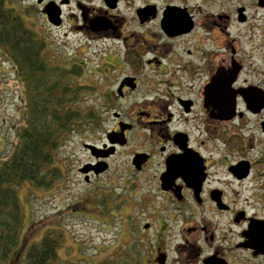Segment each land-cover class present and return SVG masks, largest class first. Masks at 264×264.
Instances as JSON below:
<instances>
[{
  "label": "flooded vegetation",
  "instance_id": "1",
  "mask_svg": "<svg viewBox=\"0 0 264 264\" xmlns=\"http://www.w3.org/2000/svg\"><path fill=\"white\" fill-rule=\"evenodd\" d=\"M29 1L99 43L68 63L99 116L78 170L112 173L118 237L149 264H264V0Z\"/></svg>",
  "mask_w": 264,
  "mask_h": 264
},
{
  "label": "trees",
  "instance_id": "2",
  "mask_svg": "<svg viewBox=\"0 0 264 264\" xmlns=\"http://www.w3.org/2000/svg\"><path fill=\"white\" fill-rule=\"evenodd\" d=\"M8 1L0 0V55L23 86L24 104L23 123L15 128V143L0 161V264L15 261L12 254L20 240L24 217L18 186L53 187L63 177L55 163L57 149L67 135L81 132V127L88 132L87 122L99 118L84 98L87 86L76 82L82 67L56 64L55 58L45 54L44 40ZM98 195L92 201L102 205L99 209L105 213L107 203L98 202ZM61 237L58 228H49L29 242L24 264H64L58 254ZM141 258L138 246L128 245L95 264H140Z\"/></svg>",
  "mask_w": 264,
  "mask_h": 264
},
{
  "label": "rangeland",
  "instance_id": "3",
  "mask_svg": "<svg viewBox=\"0 0 264 264\" xmlns=\"http://www.w3.org/2000/svg\"><path fill=\"white\" fill-rule=\"evenodd\" d=\"M9 3L22 14L38 37L44 40L45 54L55 58L56 64L64 67L73 61L82 64L85 59H98L91 54L97 53L99 43H84L78 34L73 33L69 21L54 28L32 1L10 0ZM76 82L84 84L82 76H77ZM22 97L23 86L15 80L10 64L0 55V161L15 143L16 126L23 123ZM84 130L81 127V132L67 135L57 149L55 163L60 167L63 177L53 187L35 189L27 183L18 186L24 218L20 240L12 254L15 260L12 264H24L27 244L38 239L49 228H58L62 232L58 254L64 264H95L115 256L120 248H127L128 245H137L142 252L144 246L139 240L127 239V236L118 237V211L109 204L104 209L106 212H101L99 207L102 205L98 206L92 201L95 194L99 193L98 202H106L105 196L109 197V192L114 193L116 189L111 172L98 177L101 187L96 182L94 184L92 178L85 182L79 173L78 167L88 159L84 144L93 140V136ZM98 133L103 136L104 130ZM93 184L100 192L93 190ZM143 252L140 264H149V256ZM175 254L171 251V259ZM170 264L176 263L170 260Z\"/></svg>",
  "mask_w": 264,
  "mask_h": 264
},
{
  "label": "water",
  "instance_id": "4",
  "mask_svg": "<svg viewBox=\"0 0 264 264\" xmlns=\"http://www.w3.org/2000/svg\"><path fill=\"white\" fill-rule=\"evenodd\" d=\"M43 12H45L47 14V17H48V20L49 22L55 24V25H58L60 22H59V15H60V12L54 8V6L52 5V3H47L43 9ZM87 146V145H86ZM105 169L104 166H100L96 169V173H99L101 171H103ZM89 169L86 167V166H82L80 168V171L83 172V173H86Z\"/></svg>",
  "mask_w": 264,
  "mask_h": 264
}]
</instances>
